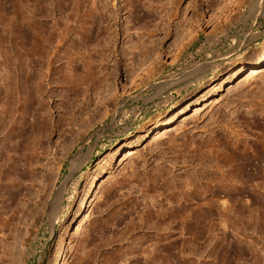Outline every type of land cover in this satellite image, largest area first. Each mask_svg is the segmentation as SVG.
I'll return each mask as SVG.
<instances>
[{
  "label": "rangeland",
  "instance_id": "1",
  "mask_svg": "<svg viewBox=\"0 0 264 264\" xmlns=\"http://www.w3.org/2000/svg\"><path fill=\"white\" fill-rule=\"evenodd\" d=\"M263 43L264 0H0V264H264L230 154L263 150Z\"/></svg>",
  "mask_w": 264,
  "mask_h": 264
},
{
  "label": "bare ground",
  "instance_id": "2",
  "mask_svg": "<svg viewBox=\"0 0 264 264\" xmlns=\"http://www.w3.org/2000/svg\"><path fill=\"white\" fill-rule=\"evenodd\" d=\"M128 1V0H127ZM130 1V0H129ZM132 1V0H131ZM137 1H139V0H136V2ZM93 2V1H92ZM134 2V1H133ZM142 2V1H141ZM150 2H151V0H150ZM153 2V1H152ZM175 2V1H174ZM139 3V2H138ZM166 3V2H165ZM168 3V2H167ZM82 4V3H81ZM91 5H92V3H90ZM131 4L132 3H130V8H131ZM134 4V3H133ZM132 4V5H133ZM148 4V3H147ZM159 4V3H158ZM174 4V3H173ZM94 5V4H93ZM97 5V4H96ZM175 5V4H174ZM126 6V5H125ZM147 6V5H146ZM173 6V5H172ZM176 6V5H175ZM123 7V6H122ZM129 7V6H128ZM77 8V7H76ZM89 9H90V7H88ZM92 8V7H91ZM127 8V7H126ZM125 8V9H126ZM135 8H137V10H135V11H139V12H141V8H140V6H135ZM167 8V7H166ZM98 9V8H97ZM131 9H134V8H131ZM156 9V8H155ZM170 9V8H169ZM92 10V9H91ZM94 10V9H93ZM131 11V10H130ZM153 11H155V10H153ZM132 12H133V10H132ZM144 12V11H143ZM147 12V11H146ZM145 12V13H146ZM164 12H165V10H164ZM177 12V11H176ZM90 13V12H89ZM92 13H94V12H92ZM135 13V12H134ZM151 13V12H150ZM168 13H171V12H168ZM113 14V13H112ZM131 14V13H130ZM167 14V13H166ZM137 15V14H136ZM156 15V14H155ZM141 16V15H140ZM144 16V15H143ZM145 16H147L146 14H145ZM149 16V15H148ZM114 17V16H113ZM132 17V16H131ZM136 18H137V16H135ZM151 17V16H150ZM90 18V17H89ZM133 18V17H132ZM138 20L139 19H141V17L140 18H137ZM145 19H147V18H145ZM85 20V19H84ZM136 21V20H135ZM137 22V21H136ZM140 22V21H139ZM83 23V22H82ZM81 23V24H82ZM138 23V22H137ZM142 23H144V21L142 22ZM67 24V23H66ZM80 24V23H79ZM110 24V23H109ZM134 24V23H133ZM146 24V23H145ZM109 26V25H108ZM141 26V25H140ZM30 28V27H29ZM154 29V28H153ZM112 30V29H111ZM178 31V30H177ZM82 32H84V31H82ZM90 32V31H89ZM179 32V31H178ZM191 32V31H190ZM38 34V33H37ZM39 35V34H38ZM43 35V34H42ZM111 35V34H110ZM177 35V34H176ZM108 36V35H107ZM112 36V35H111ZM138 36V35H137ZM136 36V37H137ZM149 37V36H148ZM192 37V36H191ZM156 38V37H155ZM194 38V37H193ZM36 39V38H35ZM187 39V38H186ZM143 40V39H142ZM145 40V39H144ZM184 39H182V40H180L179 42H177L175 45H179V44H181V42L183 41ZM178 41V40H177ZM154 42V41H153ZM190 42V41H189ZM143 43V42H142ZM185 43V42H184ZM144 44V43H143ZM153 44V43H152ZM31 45V44H30ZM185 45H187V44H185ZM185 45L183 46V47H185ZM188 46V45H187ZM183 47H181V48H183ZM177 50V49H176ZM79 51V50H78ZM81 51V50H80ZM85 52V51H84ZM80 53H82L83 54V52H80ZM152 53V52H151ZM178 53H179V50H178ZM178 53H176V54H178ZM86 54V53H85ZM160 54V53H159ZM84 55V54H83ZM149 55V54H148ZM81 56V55H80ZM85 56V55H84ZM84 56H83V58H84ZM178 56V55H177ZM147 57V56H146ZM151 57V56H150ZM83 58H82V60H83ZM90 58V57H89ZM73 59H75V57L73 58ZM85 59V58H84ZM80 60H81V58H80ZM84 61V60H83ZM82 61V62H83ZM77 62V61H76ZM87 62V61H86ZM81 63V62H80ZM87 64H88V62H87ZM86 65V64H85ZM208 65V64H207ZM264 65V43L262 44V48H261V55H260V57L252 64V66L249 68V70H248V73L246 74V76H244L243 77V79L246 81V79L249 81V80H253L254 79V77H255V75L256 74H258L259 73V71H260V69H261V67ZM83 66V65H82ZM81 66V67H82ZM90 66V65H89ZM87 67V66H86ZM70 68V67H69ZM71 68H73V67H71ZM85 68V67H84ZM202 68V67H201ZM90 69V68H89ZM154 69V68H153ZM32 70V69H31ZM87 70V69H86ZM200 70V69H199ZM198 70V71H199ZM212 70V69H211ZM210 70V71H211ZM149 71V70H148ZM153 71V70H152ZM158 71V70H157ZM156 71V72H157ZM213 71H216V69H213ZM54 72V71H53ZM85 72V71H84ZM90 72V71H89ZM151 72V71H150ZM27 73V72H26ZM68 73H69V71H68ZM88 73V72H87ZM93 73V72H92ZM91 73V74H92ZM90 74V73H89ZM150 74H152V73H150ZM149 74V75H150ZM188 74V73H187ZM71 75V74H70ZM76 75V74H75ZM148 75V76H149ZM34 76V75H33ZM73 76V75H72ZM86 76H87V74H86ZM71 77V76H70ZM83 77V76H82ZM93 77V76H92ZM151 77V76H150ZM153 77V76H152ZM170 77V76H169ZM183 77V76H182ZM73 78V77H72ZM89 78V77H88ZM185 78V77H184ZM77 79H79V78H77ZM82 79H85V78H82ZM151 79V78H150ZM168 79V78H167ZM242 79V80H243ZM36 80V79H35ZM75 80V79H74ZM90 80V79H89ZM148 80V79H147ZM181 80V79H180ZM197 80V79H196ZM80 81V80H79ZM82 81V80H81ZM87 81V80H86ZM190 81V80H189ZM78 82V81H77ZM83 82V81H82ZM148 82V81H147ZM30 83V82H29ZM80 83V82H79ZM139 83V82H138ZM154 83V82H153ZM157 83V82H156ZM159 83V82H158ZM37 84V83H36ZM76 84V83H75ZM39 85V84H38ZM74 85V84H73ZM79 85V84H78ZM140 85V84H139ZM147 86H148V84H147ZM81 87V86H80ZM75 89V88H74ZM70 90V89H69ZM79 93V92H78ZM138 93H140V92H138ZM137 93V94H138ZM36 94V93H35ZM136 94V95H137ZM262 95V94H261ZM26 96V95H25ZM32 96V95H31ZM255 96V95H254ZM33 97V96H32ZM73 99V98H72ZM111 100V99H110ZM209 100V99H208ZM208 100H206V101H208ZM115 101V100H114ZM203 102L204 104H203V106H201V107H199V108H197L194 112H193V114H195V113H201L208 105H210L211 104V101L210 102ZM112 102V101H111ZM41 103V102H40ZM251 105V104H250ZM264 105V104H263ZM34 107V106H33ZM13 108V107H12ZM18 108V107H17ZM44 108V107H43ZM116 108V107H115ZM2 109H3V107H2ZM1 109V110H2ZM19 109V108H18ZM32 109V108H31ZM110 110V109H109ZM34 111V110H33ZM37 111V110H36ZM1 112V111H0ZM44 112H45V110H44ZM115 112V111H114ZM113 112V113H114ZM9 114V113H8ZM25 114V113H24ZM36 114V113H35ZM103 114V113H102ZM105 114V113H104ZM31 116V115H30ZM2 118V117H1ZM5 118V117H4ZM22 119V118H21ZM67 120V119H66ZM17 121V120H16ZM261 122V121H260ZM263 122H264V120H263ZM2 124V123H1ZM0 124V125H1ZM92 124V123H91ZM161 124H163V122H161L160 120H158V119H156V122H154L153 124H152V130L153 131H156L157 129H158V127L159 126H161ZM21 125H23V124H21ZM42 126V125H41ZM264 126V125H263ZM22 127V126H21ZM11 128V127H10ZM15 128V127H14ZM26 128V127H25ZM161 128H162V126H161ZM163 129H165V128H163ZM82 130V129H81ZM165 132V131H164ZM24 133V132H23ZM92 134V133H91ZM17 137V136H16ZM41 137V136H40ZM76 138V137H75ZM15 140V139H14ZM16 141V140H15ZM210 141H212V140H210ZM260 141H262V140H260ZM207 142V141H206ZM17 144H18V142H17ZM175 144V143H174ZM206 143H204V145H205ZM261 144V143H260ZM264 143L262 142V144L261 145H263ZM92 145V144H91ZM94 145V144H93ZM191 145V144H190ZM199 145V144H198ZM209 145H211V144H209ZM200 146V145H199ZM208 146V145H207ZM18 147V146H17ZM198 147V146H197ZM206 147V146H205ZM95 148V147H94ZM200 148V147H199ZM254 148V147H253ZM252 148V149H253ZM198 149V148H197ZM202 149H203V147H202ZM209 149H211V148H209ZM259 149V148H258ZM258 149H256V152H258L257 154L258 155H256V152H255V148H254V152H255V155L256 156H250V155H247V154H249V153H247V154H245V153H240V152H238V151H236L235 150V148H232L231 150H230V154H232L234 157H236L237 159L236 160H238L239 162H238V164H237V166H236V173L238 174V173H240V174H242V173H244V172H242V171H244V170H247L250 166H252L253 165V162H254V158L256 159H258L260 162L262 161H264V146H263V150L262 149H260V151H257ZM90 150V149H89ZM88 150V151H89ZM207 150H208V147H207ZM213 150V149H212ZM91 151V150H90ZM128 152L123 156V159H125V158H127V157H129V156H132L134 153H135V151H132V149H130V150H127ZM201 151V150H200ZM204 151H206V150H204ZM210 151V150H209ZM202 152V151H201ZM251 154H253V153H251ZM231 155V156H232ZM232 156V157H233ZM130 159H131V157H130ZM257 161V160H256ZM258 161V162H259ZM259 162V163H260ZM262 164H264V163H262ZM261 164H259V166H260ZM79 166H80V164H79ZM262 166V165H261ZM260 166V167H261ZM72 167H74V166H72ZM71 167V168H72ZM75 167H76V165H75ZM74 167V168H75ZM258 167V166H257ZM263 167H264V165H263ZM71 168L69 169L70 171H71ZM73 169V168H72ZM258 169H260L259 167H258ZM73 171V170H72ZM163 172V171H162ZM257 172H258V170H257ZM161 173V172H160ZM168 173V172H167ZM166 173V175H168ZM162 174V173H161ZM157 176V175H156ZM75 182V181H74ZM59 189V188H58ZM57 189V190H58ZM58 192V191H57ZM56 193V192H55ZM57 197V195H55V198ZM55 200V199H54ZM82 206H83V202L82 201H80V202H78V204H77V207H76V210H80L81 208H82ZM216 213H217V211H216ZM35 217V216H34ZM34 219V218H33ZM153 227H155V226H153ZM157 227V226H156ZM197 228V230L199 231V232H201V230H202V228H203V226L201 225V224H199L198 225V227H196Z\"/></svg>",
  "mask_w": 264,
  "mask_h": 264
}]
</instances>
